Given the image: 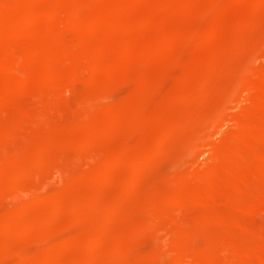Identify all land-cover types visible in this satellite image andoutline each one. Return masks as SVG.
I'll use <instances>...</instances> for the list:
<instances>
[{
  "label": "rangeland",
  "instance_id": "rangeland-1",
  "mask_svg": "<svg viewBox=\"0 0 264 264\" xmlns=\"http://www.w3.org/2000/svg\"><path fill=\"white\" fill-rule=\"evenodd\" d=\"M4 1L0 0V3L3 5H0L1 16H4V13L2 14L1 12V9L4 7L6 10L2 9V11L9 15V17L5 15L6 19L16 20L17 24L20 23L22 25L23 28L21 27V29L23 31H15L14 27L12 28L10 25V29H5V31H8L7 33L0 29V38L3 39L0 40V52L5 53H0V61L3 63L2 60H4L1 57L6 58L7 56V58H11V60L10 58L8 59L10 60L9 63L7 58L4 60L5 63L7 61V66L5 63L4 65L0 63V242L4 244V246L0 244V254L3 256L0 255V264H54L55 262L60 264L61 260L63 264H66L68 261L67 264H226V261L227 264H237L239 263L238 259H243L246 254L250 256L246 255L249 257V260L246 259V264H254L256 261L253 257L257 259V256H251L249 253L256 252L253 248L254 246L255 248H258V246L262 248L264 246V226L262 227L264 224V211L262 210L255 214L256 216L251 214V216L239 211L242 208L238 209L236 207L237 205L243 204L244 199H247L244 201L248 202L254 197H262L264 194V191H262L264 189V183L256 184V186L251 183V188L249 187L248 190L245 189L246 192L243 190L242 192L234 193L231 189L232 187L224 184V190L222 189L218 193V198L222 199H220L221 201L219 200L220 202H217L218 204H216L217 207H214L215 209L213 207L206 209L203 202L192 204L189 199L190 202L187 201L188 203L185 202L184 205L176 204L177 206L170 201L184 197L189 198V196L191 197L195 193L197 195L202 193L201 197H203V194H206L208 198L210 184H208L209 182H205L201 176L208 171L210 172V170L220 164L218 160H222V157L219 156L222 153V147H225L224 144L230 147L237 143L239 141L237 133L239 132L240 124L243 123L242 120L245 119L244 121H246L252 117L249 110L251 107V102H249L251 96L248 95V91V94L245 93V89L243 90L245 87L243 86L246 81L249 83L252 82L255 87L261 83L260 81L257 82V79L248 77L251 71L264 68V0H259V3H256L257 0H190L191 2L188 0H173L175 1V3L173 2L174 4L170 0L171 5H165L164 1L167 0H162L163 2L160 0H131V3H129V0H86L89 3L85 2V0H40L41 3L38 1L34 3L33 1L36 0H13L14 3L18 1V7L20 4V7L17 8L19 10L17 11L12 9L13 6H9L13 1L9 0V3L6 0L7 6ZM19 1L22 3H19ZM79 1H82V4ZM178 2L180 3L177 4ZM152 4L157 7L153 8ZM190 4L194 7L190 6ZM39 5L43 7L41 8ZM80 5L83 6L81 7ZM148 5L152 8L150 9ZM172 5L174 6L172 7ZM216 5L217 7L215 8ZM169 6L172 8L170 9ZM34 7L33 13L32 9ZM38 7L43 10L42 15L40 14L42 10ZM123 7L125 8L123 9L124 12H121ZM47 8L49 9L47 10ZM23 9L24 11L27 10V13ZM12 10L15 13H12ZM45 10L49 12L46 13ZM159 10L160 12L156 13ZM185 10H189L190 13H186ZM168 12L169 14H167ZM220 12L222 15L219 14ZM64 13L68 16L64 15ZM28 14L29 16L34 15V17L31 16V21L32 19L35 21H32V24L38 23L39 25L37 24L36 26V24H33V27L40 32L33 29L31 23L30 29L32 30L20 21ZM35 14L37 16L39 15V17ZM46 14L47 18H45ZM52 14L58 15L59 18L54 19ZM20 16L24 18L22 19ZM17 17L20 18L18 19ZM35 17H37L36 19L38 21ZM193 18L194 20H192ZM125 19L128 23H125ZM218 19L220 21L218 23L219 25L215 23L217 25L216 27L214 22ZM121 20L124 21L122 22ZM43 22L45 24H42ZM206 22L209 23L208 26ZM118 23L120 24L118 25ZM223 23L226 24L224 25ZM99 24H103L104 27L103 25L99 26ZM124 24L127 25L125 26ZM111 25L115 30H113ZM148 26L150 27L147 28ZM67 28L71 30L67 31ZM116 30L121 31L118 33ZM123 31L126 32L124 33ZM214 31L218 33L217 36H211ZM65 32H67L66 34L70 40H65L67 38ZM40 33L42 34L40 35ZM62 33H64L63 37H61ZM9 34L15 37H11ZM194 36L195 38L193 39ZM227 37L231 39L226 40ZM189 39L190 41H188ZM54 40L57 41L55 42ZM118 41L121 42L118 43ZM229 41L231 44H227ZM88 42L89 44H87ZM67 43L70 45L68 46ZM114 45L117 46L118 50ZM119 45H121L120 48ZM104 48L108 49V51ZM158 48L160 52L157 51ZM174 50L175 52H173ZM12 52L15 53L12 54ZM107 52H110V54ZM53 55H55V59ZM51 58L52 60H50ZM28 59L32 63L27 62ZM38 59H41L40 62ZM98 61L102 63L97 64ZM143 62L146 63L144 64ZM11 63H14V66ZM38 63H45L43 64L45 66L42 64L39 65ZM35 64L37 66L39 65L38 68ZM50 64H53V67ZM61 64L62 68L60 67ZM15 66L18 69H15ZM54 67L55 69H53ZM58 67L61 69V72ZM98 67L103 70L99 68L100 72H98L99 70H96ZM21 68L23 70L19 71ZM104 68L106 69L104 70ZM51 70L58 71L61 75L63 73L59 81L57 80L53 83L54 78L52 77L54 76H52ZM23 73L24 77H34V79L32 78L33 83L30 84L31 88L30 85L23 87L22 83L20 84L19 81H22L24 77L20 78L19 75L21 74L23 76ZM242 74H246L247 79ZM10 77L12 80H9ZM66 77L69 78L66 79ZM49 80L51 83H49ZM263 82L264 80L262 84ZM17 83L19 84L17 85ZM252 84L249 85L253 86ZM262 84L260 87H264ZM140 85L142 86L140 87ZM11 87L13 92L9 91ZM5 88H7V91ZM19 88H21V91ZM9 99L14 100L11 101ZM2 104L5 105L3 106ZM3 107L7 108L1 110ZM157 112L160 113L158 114ZM155 115L157 116L155 117ZM247 115L249 118H247ZM25 119L28 122L27 120L24 121ZM56 127L58 128L56 129ZM130 140L132 141L130 142ZM56 145L57 147H55ZM219 147H221V150ZM217 148L220 150V153L214 151ZM261 148L264 150V145ZM217 153H219L218 156ZM37 154L39 155L37 156ZM119 154L130 158V161L120 163L115 167L116 169L110 172L106 170V175H111L113 180L110 182L103 181L98 176V167L106 166L105 164H108L111 159ZM40 155L45 157L42 156V161L38 162L37 159ZM139 162L140 165L142 164L141 166ZM94 166L96 167L94 168ZM94 170L97 172L95 173ZM235 171L241 172L238 169H235ZM102 173H105V171ZM186 173L193 175L195 177L194 180L197 179L194 174L199 175V179L195 180L196 182L192 181L194 183H184L183 175H186ZM83 181L84 184H82ZM199 182H204V184ZM90 184L92 185L90 186ZM74 186L77 187L75 188ZM163 187L165 188L163 189ZM226 191L228 192L225 193ZM236 193L240 194L238 195ZM179 194L181 197L177 196ZM244 195H248V198ZM224 198L228 200L231 198L232 202L234 199L235 201H239H236L238 204H235L234 201L235 205L231 206V201L226 202L224 200L227 199ZM119 199L121 202H119ZM240 199H242V202ZM222 202H230L231 204L229 203V205L231 207L227 208L229 205H225ZM239 202L241 203L239 204ZM232 207L235 208L232 209ZM181 208L186 209L188 213L192 210L196 212L192 211L190 213L191 215L187 213V217L185 210ZM80 210L81 213L79 212ZM200 210L202 214H199ZM183 211L185 212L183 214L186 217L185 219L190 220L189 222L184 220L182 215ZM39 212L41 213L39 214ZM193 212L194 214L198 212L196 214L198 216L193 215ZM214 212H216V215L218 213L219 216H216ZM225 214L226 216H224ZM244 214H246L245 217ZM179 215L183 217V220L180 217H178L179 220L175 218V216L177 217ZM210 216H213L214 219ZM162 217H164L163 220ZM236 217H238L237 219L242 218L241 220L245 218L242 222L247 226L249 225L251 229L254 230L255 228L258 231L262 229V231L260 234H257L255 232L256 230H254V233L246 227H242V229L231 227ZM246 217H249V221H246ZM223 218L224 220L222 222L219 221ZM97 219H99V222ZM179 221L182 225L179 224ZM184 221L191 224L186 225ZM7 222L9 225L11 223L8 229L11 231L8 232L4 228V225H2ZM201 224L203 226H200ZM229 224L230 226H228ZM184 227L186 228L184 229ZM214 227L216 230H213ZM175 228L178 231H175ZM91 229L92 232H90ZM191 229L195 232L193 233ZM108 230L110 233L107 232ZM244 231L248 235H245ZM103 232L104 234H101ZM179 232H182V235H179ZM201 233L203 234L202 237L200 236ZM4 235L7 237H4ZM194 235L199 239L201 237V242L200 240H196L197 238ZM249 235L254 236V238H251ZM245 236H249L250 240H252L249 241V238ZM77 239L79 240L76 241ZM90 239H92L91 242L93 241L91 245L89 243ZM99 239L103 241V243L102 241L100 242L103 246L101 245L99 250H95L93 246L97 242L99 243ZM256 239L259 242L262 239V243L260 242L262 246ZM192 242H196L197 245L201 244V246L199 245L198 248L196 244L192 245ZM245 242H249V244L252 242L254 245L247 246ZM240 262L241 264H245V259Z\"/></svg>",
  "mask_w": 264,
  "mask_h": 264
},
{
  "label": "bare ground",
  "instance_id": "bare-ground-1",
  "mask_svg": "<svg viewBox=\"0 0 264 264\" xmlns=\"http://www.w3.org/2000/svg\"><path fill=\"white\" fill-rule=\"evenodd\" d=\"M11 1H13V0H11ZM14 1H16V0H14ZM14 1H13V3H10L9 2V0H8V2L10 3L9 4V6L11 7V6H13L12 7V9H14V11H17V10H19V9H17V8H19L20 7V2L21 1H19V7H18V5H17V2L16 3H14ZM40 2V0H36V1H33L34 3L35 2ZM42 1H45V0H42ZM46 1H48V0H46ZM84 1V0H83ZM109 1V0H108ZM115 1V0H114ZM118 1V0H117ZM116 1V2H117ZM131 0H129V3H131L130 2ZM150 1V0H149ZM161 2H163L162 0H160ZM170 0H167V1H164V3H165V5H171V2H169ZM176 1V0H175ZM175 1H173L172 0V4H174L175 3ZM178 1V0H177ZM188 1H190V0H188ZM214 1V0H213ZM6 2V3H5ZM25 2V1H24ZM23 2V3H24ZM31 2V1H30ZM33 2H32V5H33ZM78 2V1H77ZM79 2H81V4H82V1H79ZM85 2H87L86 0H85ZM84 2V3H85ZM113 2V1H112ZM111 2V3H112ZM115 2V3H116ZM120 2V1H119ZM118 2V3H119ZM123 2V1H122ZM127 2V1H126ZM145 2V1H144ZM174 2V3H173ZM191 2V1H190ZM253 2V1H252ZM4 3L6 4V6H7V1L5 0L4 1ZM22 3V2H21ZM41 3V2H40ZM45 3V2H44ZM44 3H42V4H44ZM87 3H89V2H87ZM121 3V2H120ZM128 3V4H129ZM136 3V2H135ZM146 3V2H145ZM149 3V2H148ZM154 3V2H153ZM163 3V4H164ZM180 2H178L177 4H179ZM210 3V2H209ZM214 3V2H213ZM256 3H259V0H257V2ZM12 4H14V5H12ZM25 4V3H24ZM29 4H31V3H29ZM38 4V3H37ZM41 4V5H42ZM78 4V3H77ZM113 4V3H112ZM155 4V3H154ZM158 4H159V2H158ZM162 4V3H161ZM176 4V5H177ZM193 4V3H192ZM208 4V3H207ZM216 4V3H215ZM0 5H2L1 3H0ZM41 5H39L41 8L43 7V6H41ZM121 5H123V4H121ZM132 5V4H131ZM151 5V4H150ZM156 5V4H155ZM175 5V6H176ZM3 6V5H2ZM27 6V5H26ZM30 6V5H29ZM37 6V5H36ZM35 6V7H36ZM46 6H48V5H46ZM45 6V7H46ZM81 6V5H80ZM83 6V5H82ZM81 6V7H82ZM116 6V5H115ZM115 6H114V8H115ZM118 6H119V4H118ZM128 6V5H127ZM133 6V5H132ZM149 6V5H148ZM152 6H153V4H152ZM163 6V5H162ZM161 6V7H162ZM174 5H172V7H173ZM179 6H181V5H179ZM186 6V5H185ZM190 6H193V5H191L190 4ZM208 6H210V5H208ZM230 6V5H229ZM254 6V5H253ZM35 7L32 9V11L35 9ZM67 7V6H66ZM69 7V6H68ZM134 7V6H133ZM147 7V6H146ZM150 7V9L152 8L151 6H149ZM155 7H157V6H153V8H155ZM172 7H170L169 6V8L171 9ZM177 7V6H176ZM194 7V6H193ZM193 7H191V8H193ZM200 7V6H199ZM198 7V8H199ZM217 7V5L215 6V8ZM1 8V7H0ZM9 8V7H8ZM7 8V9H8ZM23 8V7H22ZM29 8V7H28ZM27 8V10H29ZM39 8V7H38ZM41 8H39V9H41ZM106 8V7H105ZM110 8H111V6H110ZM180 8V7H179ZM212 8V7H211ZM215 8H214V11H215ZM224 8V7H223ZM2 9H4V7L2 8ZM2 9H1V12H2V14L4 15V16H1V13H0V18L2 19H0L1 21H0V29L1 30H4L5 31V29H10L9 28V25H10V27H14V30L15 31H20V30H22L21 29V27H22V25L20 24V23H16V20H10V19H6V17H5V15H7L8 17H9V15L8 14H5V12L4 11H2ZM11 9V8H10ZM10 9H9V11H10ZM37 9V8H36ZM49 8H47V10H48ZM67 9V8H66ZM100 9V8H99ZM103 9H104V7H103ZM116 9V8H115ZM123 9H125L124 7L122 8V10H121V12L123 11ZM129 9H131V8H129ZM147 9H148V7H147ZM163 9V8H162ZM165 9L167 10V8H166V6H165ZM164 9V10H165ZM196 9V8H195ZM202 9V8H201ZM218 9V8H217ZM217 9H216V11H217ZM230 9V8H229ZM4 10H6V8L4 9ZM27 10L26 11H24V9H23V11L24 12H26L27 13ZM42 10V9H41ZM47 10H45L46 11V13H48L49 11H47ZM71 10V9H70ZM69 10V11H70ZM75 10V9H74ZM83 10V9H82ZM117 10H118V8H117ZM157 10V9H156ZM181 10V9H180ZM192 10V9H191ZM199 11H200V9H198ZM219 10H220V8H219ZM13 10H12V13L14 12ZM79 12L81 11V10H78ZM109 11V10H108ZM126 11V10H125ZM149 12H150V10H148ZM155 11V10H154ZM179 11V10H178ZM182 11H183V9H182ZM182 11H181V13H182ZM186 11V13H190L189 12V10H185ZM184 11V12H185ZM196 11H197V9H196ZM202 11H203V9H202ZM29 12V11H28ZM37 12H39V11H37ZM36 12V13H37ZM42 12H43V10L41 11V15H42ZM67 12V11H66ZM82 12V11H81ZM120 12V13H121ZM124 12V11H123ZM132 12V11H131ZM158 12H160V10L159 11H157L156 13H158ZM171 12V11H170ZM175 12H176V10H175ZM183 12V13H184ZM192 12V11H191ZM218 12V11H217ZM216 12V14H218ZM223 12H225V11H223ZM243 12V11H242ZM6 13H7V11H6ZM15 13V12H14ZM30 13H32V12H30ZM33 13H34V11H33ZM115 13H117V12H115ZM119 13V14H120ZM127 13V12H126ZM146 13V12H145ZM151 13V12H150ZM200 13H202V12H200ZM137 14V13H136ZM161 14V13H160ZM167 14H169V12L167 13ZM171 14V13H170ZM176 14V13H175ZM174 14V15H175ZM195 14V13H194ZM219 14H221L222 15V13L220 12ZM20 15V14H19ZM24 15H26L25 13H24ZM36 15V14H35ZM53 15V14H52ZM64 15H66L65 13H64ZM63 15V16H64ZM123 15V14H122ZM121 15V16H122ZM153 15V14H152ZM158 15V14H157ZM166 15V14H165ZM201 15V14H200ZM199 15V16H200ZM21 16H23L22 14H21ZM20 16V17H21ZM31 16H33L34 17V15L32 14V15H30L29 16V14L27 15V16H25V18L23 19L22 17V19L23 20H20V21H22L23 23V25H24V23L27 25V26H29V29L32 27L33 29H35L33 26L36 24H32V21L33 22H35L34 21V19H32V21H31ZM37 16V15H36ZM62 16V17H63ZM66 16H68V15H66ZM125 16H126V14H125ZM124 16V17H125ZM132 16V15H131ZM154 16H156L155 14H154ZM154 16H153V20H154ZM161 16V15H160ZM159 16V17H160ZM172 16V15H171ZM188 16V15H187ZM186 16V17H187ZM244 16H245V14H244ZM3 17H5V18H3ZM19 17V18H20ZM37 17H39V15L37 16ZM37 17H35V19L37 18ZM41 17V16H40ZM48 17H50V16H48ZM54 19H57V18H59V16L58 15H53L52 16ZM61 17V18H62ZM100 17H102V16H100ZM150 17V16H149ZM197 17V16H196ZM201 17H202V15H201ZM221 17V16H220ZM228 17V16H227ZM230 17V16H229ZM241 17V16H240ZM246 17V16H245ZM13 18V17H12ZM18 18V17H17ZM18 18V19H19ZM44 18V17H43ZM45 18H47V14H46V17ZM167 18V17H166ZM171 18V17H170ZM188 18V17H187ZM191 18V17H190ZM216 18V17H215ZM214 18V19H215ZM14 19H15V16H14ZM67 19H69V18H67ZM100 19V18H99ZM107 19V18H106ZM124 19V18H123ZM137 19V18H136ZM156 19H158V18H156ZM175 19H177V18H175ZM185 19V18H184ZM211 19V18H210ZM244 19V18H243ZM37 20V19H36ZM63 20V19H62ZM61 20V21H62ZM64 20H66V19H64ZM130 20V19H129ZM132 20H133V18H132ZM151 20V19H150ZM159 20V19H158ZM167 21H168V19H166ZM179 20H182V19H179ZM192 20H194V18L192 19ZM213 20V19H212ZM222 20V19H221ZM38 21V20H37ZM40 21V20H39ZM44 21V20H43ZM106 21V20H105ZM122 22L124 21V20H121ZM127 20L125 19V23H128V22H126ZM134 21V20H133ZM136 21V20H135ZM145 21V20H144ZM196 21V20H195ZM219 19L218 20H216L215 22H214V24L216 23V24H218L219 23ZM12 22H14V23H12ZM46 22V21H45ZM63 22V21H62ZM65 22V21H64ZM68 22V21H67ZM152 22V21H151ZM155 22H156V20H155ZM158 23H159V21H157ZM185 22V21H184ZM197 22V21H196ZM224 22V21H223ZM30 23H31V27H30ZM115 23V22H114ZM113 23V24H114ZM145 23V22H144ZM146 23H148L147 21H146ZM163 23H164V21H163ZM175 23H176V21H175ZM183 23V22H182ZM13 24V25H12ZM21 26H20V25ZM38 24V23H37ZM37 24H36V26H37ZM42 24H45L44 22L42 23ZM46 24H47V26H48V23L46 22ZM120 23H118V25H119ZM122 24V23H121ZM132 24H134V23H132ZM149 24H150V22H149ZM148 24V25H149ZM198 24V23H197ZM200 24H201V22H200ZM206 24H207V26H208V24L209 23H207L206 22ZM212 24V23H211ZM215 24V26L217 27V25ZM221 24V23H220ZM224 24V23H223ZM226 24V23H225ZM224 24V25H225ZM39 25V24H38ZM71 25V24H70ZM101 25H103V24H99V26H101ZM116 25V24H115ZM125 26L127 25V24H124ZM135 25V24H134ZM179 25V24H178ZM187 25V24H186ZM185 25V27H187ZM219 25V24H218ZM19 26H20V29H19ZM26 26V27H27ZM60 26V25H59ZM62 26V25H61ZM64 26V25H63ZM98 26V25H97ZM112 26V25H111ZM117 26V25H116ZM123 26V25H122ZM146 26H147V24H146ZM212 26H214V25H212ZM230 26V25H229ZM8 27V28H7ZM39 27H41V26H39ZM49 27V26H48ZM47 27V28H48ZM65 27V26H64ZM103 27H104V25H103ZM134 27V26H133ZM150 26H148L147 28H149ZM184 27V26H183ZM199 27V26H198ZM23 28V27H22ZM36 28H38V27H36ZM112 28H113V26H112ZM116 28V27H115ZM117 28H119V27H117ZM123 28L125 29V27L123 26ZM127 28H128V26H127ZM197 28V27H196ZM243 28L245 29V27L243 26ZM41 29V28H40ZM44 29V28H43ZM60 29H61V27H60ZM62 29H64L63 27H62ZM66 29V28H65ZM153 29V28H152ZM230 29V28H229ZM237 29V28H236ZM243 29V30H244ZM1 30H0V32H1ZM28 30V29H27ZM30 30H32V29H30ZM36 30V29H35ZM71 30V29H70ZM70 30H68V28H67V31H70ZM113 30H115L114 28H113ZM118 30V29H117ZM116 30V31H117ZM189 30V29H188ZM228 30V29H227ZM233 30V29H232ZM10 31V30H9ZM23 31V30H22ZM37 31V30H36ZM39 31V30H38ZM37 31V32H38ZM46 31V30H45ZM44 31V33H46ZM49 31V30H48ZM121 31V30H120ZM120 31H117L118 33L120 32ZM127 31V30H126ZM125 31V32H126ZM137 31H138V29H137ZM147 31V30H146ZM176 31V30H175ZM184 31V30H183ZM187 31V30H186ZM199 31H201V32H203L202 30H199ZM219 31V30H218ZM231 31V30H230ZM6 33L8 32V31H5ZM4 32V33H5ZM33 32V31H32ZM40 32V31H39ZM91 32V31H90ZM107 32V31H106ZM124 32V31H123ZM122 32V33H123ZM124 32V33H125ZM131 32V31H130ZM228 32H229V30H228ZM239 32V31H238ZM5 33V34H6ZM18 33V32H17ZM21 33V32H20ZM67 32H65V36H67V38H65V40L66 39H69L70 40V38H68V35L66 34ZM122 33H121V35H122ZM123 33V34H124ZM129 33V32H128ZM153 33V32H152ZM169 33V32H168ZM187 33H189V32H187ZM205 33V32H204ZM1 34V33H0ZM2 34H3V32H2ZM42 33H40V35H41ZM69 34V33H68ZM170 34V33H169ZM191 34V33H190ZM228 34V33H227ZM229 34H230V32H229ZM8 35V34H7ZM10 35V34H9ZM13 35V34H12ZM26 35V34H25ZM28 35H30V34H28ZM39 35V36H40ZM59 35V34H58ZM60 35H61V33H60ZM60 35H59V37H60ZM70 35V34H69ZM127 35V34H126ZM170 35H172V34H170ZM180 35V34H179ZM185 35V34H184ZM206 35V34H205ZM218 35V33L217 32H213V34L211 35V36H217ZM11 36V35H10ZM14 36V35H13ZM13 36H11V37H13ZM27 36V35H26ZM64 36V33H62V36L61 37H63ZM118 36H119V34H118ZM169 36V35H168ZM200 36V35H199ZM220 36V35H219ZM2 37H3V35H2ZM15 37V36H14ZM21 37V36H20ZM19 37V38H20ZM30 38H31V36H29ZM28 37V38H29ZM53 37H55V36H53ZM57 37V36H56ZM120 37V36H119ZM127 37V36H126ZM155 37V36H154ZM184 37V36H183ZM182 37V38H183ZM188 37H190V36H188ZM198 37V36H197ZM203 37H204V35H203ZM207 37V36H206ZM236 37H238V36H236ZM4 38V37H3ZM9 38V37H8ZM17 38V37H16ZM28 38H26V39H28ZM41 38H44V37H41ZM97 38H98V36H97ZM100 38V37H99ZM113 38V37H112ZM128 38H129V36H128ZM176 38V37H175ZM195 38V36L193 37V39ZM200 38H201V36H200ZM219 38V37H218ZM226 38V37H225ZM230 38V37H229ZM228 37H227V39L226 40H228L229 39ZM23 39V38H22ZM37 39V38H36ZM57 39V38H56ZM61 39H63V38H61ZM94 39V38H93ZM123 39V38H122ZM207 39V38H206ZM213 39V38H212ZM231 39V38H230ZM236 39V38H235ZM0 40H3V39H1L0 38ZM7 40V39H6ZM64 40V39H63ZM64 40V41H65ZM101 40V39H100ZM113 40H115V39H113ZM144 40V39H143ZM153 40V39H152ZM171 40H172V37H171ZM183 40V39H182ZM204 40V39H203ZM217 40V39H216ZM237 40V39H236ZM15 41H17V40H15ZM27 41V40H26ZM48 41V40H47ZM55 42L57 41V40H54ZM72 41V40H71ZM98 41V40H97ZM122 41V40H121ZM120 41V42H121ZM162 41H164V40H162ZM188 41H190V39L188 40ZM193 41V40H192ZM197 41V40H196ZM195 41V42H196ZM205 41V40H204ZM35 42V41H34ZM68 43H70L69 41H67ZM93 42V41H92ZM91 42V43H92ZM99 42V41H98ZM108 42H110V41H108ZM115 42V41H114ZM119 41H118V43H120ZM147 42V41H146ZM150 42V41H149ZM159 42H161V41H159ZM159 42H157V43H159ZM205 42H207V41H205ZM211 42H212V40H211ZM20 43H22V42H20ZM26 43V42H25ZM31 43H32V40H31ZM30 43V44H31ZM41 43V42H40ZM47 43V42H46ZM65 43H66V41H65ZM67 43V44H68ZM72 43V42H71ZM101 43H103L102 41H101ZM113 43V42H112ZM117 43V44H118ZM134 43V42H133ZM148 43V42H147ZM173 43V42H172ZM217 43V42H216ZM231 44L230 43V41L229 42H227V44ZM1 44H2V42H1ZM14 44H16V42H14ZM27 44V43H26ZM29 44V45H30ZM33 44V43H32ZM58 44V43H57ZM56 44V45H57ZM87 44H89V42L87 43ZM98 44V43H97ZM122 44V43H121ZM146 44V43H145ZM153 44V43H152ZM220 44V43H219ZM233 44V43H232ZM4 45H5V43H4ZM7 45V44H6ZM70 44H68V46H69ZM94 45H95V43H94ZM137 45V44H136ZM156 45V44H155ZM173 45V44H172ZM187 45V44H186ZM8 46V45H7ZM12 46V45H11ZM19 46V45H18ZM23 46V45H22ZM26 46V45H25ZM27 46H28V44H27ZM45 46V45H44ZM47 46V45H46ZM51 46V45H50ZM55 46V45H54ZM66 46V45H65ZM77 46V45H76ZM85 46V45H84ZM114 46H116V45H114ZM120 46L121 45H119V48H120ZM161 46V45H160ZM165 46V45H164ZM163 46V47H164ZM170 46H171V44H170ZM176 46V45H175ZM195 46V45H194ZM2 47V46H1ZM3 47H5V46H3ZM16 47V46H15ZM58 47V46H57ZM75 47V46H74ZM83 47V46H82ZM127 47V46H126ZM129 47V46H128ZM178 47V46H177ZM193 47V46H192ZM215 47H217V46H215ZM222 47V46H221ZM14 48V47H13ZM18 48V47H17ZM21 48V47H20ZM86 48V47H85ZM92 48V47H91ZM96 48V47H95ZM94 48V49H95ZM100 48V47H99ZM102 48V47H101ZM114 48V47H113ZM161 48H162V46H161ZM181 48V47H180ZM179 48V49H180ZM199 48H200V44H199ZM214 48V47H213ZM24 49V48H23ZM88 49V48H87ZM105 49V48H104ZM116 49H117V46H116ZM140 49V48H139ZM138 49V50H139ZM153 49H156V48H153ZM171 49V48H170ZM178 49V48H177ZM176 49V50H177ZM2 50V49H1ZM29 50V49H28ZM32 50H34V48H32ZM32 50H30V51H32ZM41 50V49H40ZM70 50V49H69ZM82 50H84V49H82ZM105 50H107L108 51V49H105ZM118 50V49H117ZM150 50V49H149ZM173 50V49H172ZM193 50V49H192ZM5 51H7V50H5ZM15 51H16V49H15ZM22 51V50H21ZM116 51V50H115ZM114 51V52H115ZM119 51H121V49H119ZM125 51V50H124ZM156 51V50H155ZM157 51H159V48L157 49ZM163 51V50H162ZM166 51V50H165ZM164 51V52H165ZM2 52V51H1ZM0 52V53H1ZM17 52V51H16ZM26 52V51H25ZM34 52V51H33ZM32 52V53H33ZM83 52V51H82ZM85 52V51H84ZM90 52V51H89ZM110 52H112V51H110ZM110 52H107V53H109L110 54ZM141 52V51H140ZM143 52V51H142ZM160 52V51H159ZM168 52V51H167ZM173 52H175V50L173 51ZM178 52V51H177ZM3 54H5L4 52H2ZM1 53V54H2ZM13 53H15V52H12V54ZM18 54H19V52H17ZM16 53V54H17ZM28 53V52H27ZM39 53H41V52H39ZM47 53V52H46ZM59 53H61V52H59ZM95 53V52H94ZM116 53V52H115ZM123 53V52H122ZM157 53V52H156ZM155 53V54H156ZM200 53H202V52H200ZM205 53V52H204ZM212 53V52H211ZM225 53V52H224ZM9 54H11V53H9ZM30 55H32L31 53H29ZM55 54V53H54ZM62 54V53H61ZM125 54V53H124ZM195 54V53H194ZM194 54H193V56H194ZM7 55V54H6ZM37 55V54H36ZM42 55V54H41ZM40 55V56H41ZM44 55V54H43ZM47 55H48V53H47ZM59 55V54H58ZM58 55H56V56H58ZM99 55V54H98ZM105 55V54H104ZM117 55V54H116ZM158 55V54H157ZM174 55H175V53H174ZM199 55V54H198ZM207 55V54H206ZM210 55V54H209ZM257 55V54H256ZM1 56H3V55H1ZM23 56H24V54H23ZM27 56V55H26ZM33 56H34V54H33ZM54 56V59H55V55H53ZM82 56V55H81ZM124 56V55H123ZM138 56V55H137ZM146 56V55H145ZM153 56H154V54H153ZM161 56V55H160ZM217 56V55H216ZM219 56V55H218ZM259 56V55H258ZM25 57V56H24ZM28 57V56H27ZM32 57V56H31ZM63 57V56H62ZM94 57H96V56H94ZM100 57H101V55H100ZM112 57V56H111ZM114 57V56H113ZM143 57V56H142ZM159 57V56H158ZM208 57V56H207ZM255 57V56H254ZM6 58H7V56H6ZM6 58L4 57V58H2L1 57V59H4V60H6ZM10 58V57H9ZM9 58H7V60L9 59ZM18 58V57H17ZM30 58V57H29ZM41 58V57H40ZM66 59H67V57H65ZM64 58V59H65ZM92 58H93V56H92ZM97 58V57H96ZM137 58V57H136ZM135 58V59H136ZM141 58V57H140ZM146 58V57H145ZM168 58V57H167ZM169 58H170V55H169ZM211 58V57H210ZM34 60H35V58H33ZM54 59H53V61H54ZM59 59V58H58ZM63 59V60H64ZM65 59V60H66ZM101 59V58H100ZM117 59V58H116ZM119 59V58H118ZM143 59V58H142ZM155 59V58H154ZM165 59V58H164ZM171 59V58H170ZM195 59V58H194ZM220 59V58H219ZM4 60H2L3 61V63H1V61H0V63L1 64H3L4 65V63H5V61ZM10 60H11V58H10ZM10 60H8V63L10 62ZM12 60H14V59H12ZM26 60V59H25ZM24 60V61H25ZM39 60V59H38ZM41 60V59H40ZM40 60H39V62H40ZM48 60V59H47ZM50 60H52V58L50 59ZM60 60V59H59ZM93 60H94V58H93ZM92 60V61H93ZM167 60V59H166ZM176 60V59H175ZM46 61V60H45ZM61 61V60H60ZM147 61V60H146ZM172 61V60H171ZM174 61V60H173ZM196 61V60H195ZM195 61H193V62H195ZM23 62V61H22ZM27 62H31L32 63V61L31 60H29L28 59V61ZM38 62V61H37ZM43 62H44V59H43ZM52 62V61H51ZM50 62V63H51ZM58 62V61H57ZM69 62H71V61H69ZM68 62V63H69ZM86 62H87V60H86ZM100 61H98V63L97 64H101V63H99ZM105 62V61H104ZM135 62H137V61H135ZM149 62V61H148ZM148 62H147V64H148ZM162 62V61H161ZM6 63H7V61H6ZM6 63H5V65H6ZM15 63V62H14ZM14 63L12 64L11 63V65H13L14 66ZM47 63V62H46ZM60 63V62H59ZM73 63V62H72ZM138 63H139V61H138ZM144 63V62H143ZM146 63V62H145ZM144 63V64H145ZM172 63V62H171ZM174 63V62H173ZM199 63H201V62H199ZM18 64V63H17ZM34 64V63H33ZM39 64V63H38ZM40 64H45V63H40ZM39 64V65H40ZM63 64V63H62ZM62 64L60 65V67L62 66ZM104 64V63H103ZM102 64V65H103ZM107 64V63H106ZM133 64V63H132ZM146 64V65H147ZM170 64V63H169ZM179 64V63H178ZM203 64V63H202ZM36 66H37V64H35ZM38 65V66H39ZM48 65H49V63H48ZM47 65V66H48ZM51 65V67H53L52 65L53 64H50ZM55 65V64H54ZM56 65H57V63H56ZM70 65V64H69ZM76 65V64H75ZM79 65H81V64H79ZM88 65V64H87ZM167 65V64H166ZM1 66V65H0ZM7 66V65H6ZM5 66V67H6ZM19 66V65H18ZM31 66V65H30ZM38 66H37V68H38ZM43 66H45V65H43ZM46 66V67H47ZM85 66H86V63H85ZM92 66V65H91ZM95 66H97V65H95ZM99 66V65H98ZM106 67H107V65H105ZM105 66H103V67H105ZM148 66V65H147ZM153 66H155L154 64H153ZM181 66V65H180ZM197 66V65H196ZM20 67V66H19ZM23 67H25V66H23ZM28 67V66H27ZM79 67V66H78ZM81 67V66H80ZM84 67V66H83ZM102 67V68H103ZM191 67V66H190ZM4 68V67H3ZM14 68V67H13ZM17 67L15 66V69H16ZM59 68V67H58ZM62 68V67H61ZM82 68V67H81ZM91 68V67H90ZM99 68L100 67H98L96 70H99ZM153 68V67H152ZM163 68V67H162ZM181 68V67H180ZM216 68V67H215ZM8 69V68H7ZM18 69V68H17ZM33 69V68H32ZM43 69V68H42ZM44 69H45V67H44ZM43 69V70H44ZM51 69V68H50ZM49 69V70H50ZM53 69H55V67L53 68ZM60 69V68H59ZM58 69V70H59ZM86 69H88L87 67H86ZM101 69V68H100ZM106 68H104V70H105ZM109 69V68H108ZM151 69V68H150ZM192 69H194V68H192ZM209 69V68H208ZM8 70H10V69H8ZM23 69L21 68V70H19V71H22ZM62 70H64V69H62ZM90 70V69H89ZM93 70H94V68H93ZM101 70H103V69H101ZM204 70V69H203ZM6 71V70H5ZM4 71V72H5ZM16 71H18V70H16ZM145 71V70H144ZM147 71V70H146ZM180 71V70H179ZM7 72V71H6ZM12 72V71H11ZM42 72V71H41ZM40 72V73H41ZM46 72V71H45ZM60 72H61V69H60ZM72 72V71H71ZM92 72V71H91ZM98 72H100V70L98 71ZM97 72V73H98ZM195 72H196V70H195ZM19 73V72H18ZM25 73V72H24ZM24 73H23V76H21V74L19 75V77L20 78H23L24 77ZM44 73V72H43ZM47 73V72H46ZM65 73V72H64ZM69 73H70V71H69ZM96 73V74H97ZM102 73V72H101ZM107 73H109V72H107ZM193 73H194V71H193ZM245 73V72H244ZM12 74H14V75H16L17 74V72H16V74L15 73H12ZM27 74H29V73H27ZM51 74H52V76H54V77H52V78H54V80H53V83L54 82H56L57 80L59 81L60 80V77L63 75V73H62V75H61V73H58V71H55V70H51ZM75 74V73H74ZM94 74V73H93ZM95 74V75H96ZM103 75H104V73H102ZM144 74V73H143ZM190 74V73H189ZM18 75V74H17ZM78 75V74H77ZM94 75V76H95ZM97 75H99V74H97ZM106 75V74H105ZM109 75H110V73H109ZM109 75H108V78H109ZM191 75V74H190ZM243 75V74H242ZM242 75H240L241 77H242ZM246 75V74H245ZM245 75H243V76H245ZM1 76H4V75H1ZM5 76H7V75H5ZM10 76V75H9ZM12 76V75H11ZM32 76V75H31ZM46 76H48V75H46ZM80 76V75H79ZM196 76H197V74H196ZM247 76V75H246ZM246 76H245V78H246ZM14 77V76H13ZM17 77V76H16ZM74 77V76H73ZM82 77V76H81ZM93 77V76H92ZM253 78V79H257V82L258 81H260L261 83L257 86V87H255L254 86V84H252V82H245L244 84V86L243 87H245V88H243V90L245 91V93H247L248 94V92H249V94L248 95H250L251 96V98H250V101L249 102H251V107L249 108V110H250V112H251V114H252V117H250L249 118V116L247 115V118H249V119H252V120H246V121H244V120H242V122L243 123H241L240 124V128H239V132L236 134L238 137V139H239V141H237L235 138V140L237 141V143H235L234 145H232V146H228L227 144H224L225 145V147L223 148L222 147V153L220 154V156L219 157H222V160H221V162H220V160H218L219 161V163L220 164H218L215 168H213L212 170H210V172L208 171L206 174H204V175H202L201 177L205 180V182H209L208 184H210V188H209V196H208V198L206 197V194H203V197H204V195H205V197L203 198V197H201V194L202 193H200V194H196L195 192V195H192V194H194V193H192L191 195V197L189 196V198H178V199H174V201H170L171 203H175V205L176 204H182V205H184V203L186 202V203H188L187 201H191L192 202V204H196V203H199V202H203V204H204V206H205V208L207 209V208H214L215 206H216V204H218L217 202L220 200V199H222V198H218V193L223 189L224 190V184H228V186L229 187H232L231 189L233 190V193L234 192H242L243 190L245 191V189H247L248 190V188L250 187V185H251V183L253 184V185H255L256 186V184H262V183H264V150L261 148V146L262 145H264V87H260L261 86V84H262V81L264 80V68H260V69H256V70H253V71H251L250 72V74H249V77L248 78ZM6 78V77H5ZM32 78L34 79V77L32 76ZM32 78L31 77H24V79L22 80V81H19L20 82V84L22 83V85H23V87H27L28 85H30L31 83H33L32 82ZM48 78H50V77H48ZM59 78V79H58ZM65 78V77H64ZM69 77H66V79H68ZM80 78V77H79ZM104 78H105V76H104ZM107 78V79H108ZM179 78V77H178ZM243 78V77H242ZM244 78V80H246ZM7 79V78H6ZM15 79V78H14ZM13 79V80H14ZM18 79V78H17ZM16 79V80H17ZM45 79V78H44ZM185 79V78H184ZM9 80H12L11 79V77H10V79ZM61 80H62V78H61ZM73 80H74V78H73ZM77 80V79H76ZM142 80V79H141ZM149 80V79H148ZM243 80V79H242ZM262 80V81H261ZM2 81V80H1ZM35 81V80H34ZM79 81V80H78ZM150 81V80H149ZM4 82V81H3ZM6 82V81H5ZM16 82V81H15ZM15 82H13V83H15ZM63 82V81H62ZM61 82V83H62ZM65 82H67L66 80H65ZM64 82V83H65ZM139 82V81H138ZM142 82V81H141ZM143 82H144V80H143ZM142 82V83H143ZM146 82H147V80H146ZM184 82V81H183ZM47 83H48V80H47ZM49 83H51L50 82V80H49ZM69 83V82H68ZM256 83V82H255ZM1 84V83H0ZM5 84V83H4ZM19 83H17V85H18ZM36 84H37V82H36ZM36 84H35V86H36ZM139 84H140V82H139ZM147 84V83H146ZM238 84H240V83H238ZM238 84H237V86H238ZM252 84L253 86H250V85ZM258 84V83H257ZM7 85V84H6ZM52 85V84H51ZM143 85H145V84H143ZM149 85H150V82H149ZM264 85V82H263V84H262V86ZM3 86H5V85H3ZM2 86V87H3ZM142 85H140V87H141ZM0 87H1V85H0ZM6 87V86H5ZM20 87V86H19ZM8 88V87H7ZM7 88H5L6 89V91H7ZM30 88H31V85H30ZM49 88V87H48ZM150 88H152V87H150ZM233 88V87H232ZM1 89V88H0ZM15 89H18V88H15ZM21 88H19V90H20ZM237 89V88H236ZM242 89V88H241ZM226 90V89H225ZM231 90H233V89H231ZM230 90V91H231ZM5 91V90H4ZM9 91H11V92H13L12 91V87H11V89H9ZM21 91V90H20ZM19 91V92H20ZM141 91H142V89H141ZM229 91V92H230ZM248 91V92H247ZM15 92V91H14ZM40 92H41V90H40ZM145 92V91H144ZM188 92V91H187ZM142 93V92H141ZM231 93V92H230ZM9 94V93H8ZM12 94H14V93H12ZM18 94V93H17ZM25 94V93H24ZM16 95V94H15ZM36 95V94H35ZM183 95V94H182ZM2 96V95H1ZM11 96V95H10ZM141 96V95H140ZM228 96V95H227ZM249 96V97H250ZM147 97V96H146ZM188 97V96H187ZM229 97V96H228ZM11 98V97H10ZM4 100H5V98H4ZM9 100H11V101H13L12 99H9ZM7 101V100H6ZM6 101H4V103H6ZM186 101V100H185ZM2 102V101H1ZM9 102V101H8ZM178 102V101H177ZM10 103V102H9ZM9 103H7V105H9ZM3 106L5 105V104H2ZM141 107V106H140ZM1 108V107H0ZM5 108H7V107H5ZM4 107H3V109H1V110H4L5 109ZM158 111V110H157ZM161 112V111H160ZM159 112V113H160ZM246 112V111H245ZM244 112V113H245ZM141 113H143V112H141ZM154 113V112H153ZM152 113V114H153ZM158 113V112H157ZM158 113V114H159ZM149 114V113H148ZM164 114V113H163ZM215 114V113H214ZM248 114H249V112H248ZM169 115V114H168ZM170 115H171V113H170ZM39 116V115H38ZM89 116V115H88ZM157 115H155V117H156ZM159 116V115H158ZM166 116H167V114H166ZM245 116H246V114H245ZM85 117V116H84ZM145 117V116H144ZM163 117V116H162ZM24 118H26V117H24ZM39 118V117H38ZM90 118V117H89ZM28 119V118H27ZM27 119H25L24 121H26ZM86 119H87V117H86ZM145 119V118H144ZM161 119V118H160ZM169 119H170V116H169ZM201 119V118H200ZM243 119V118H242ZM52 120V119H51ZM153 120V119H152ZM2 121V120H1ZM4 121V120H3ZM38 121V120H37ZM56 121V120H55ZM166 121V120H165ZM27 122H28V120H27ZM164 122V121H163ZM3 123V122H2ZM25 123V122H24ZM56 123V122H55ZM90 123H92V122H90ZM144 123V122H143ZM150 123H151V120H150ZM167 123V122H166ZM130 124V123H129ZM161 124V123H160ZM211 124V123H210ZM53 125H54V123H53ZM86 125V124H85ZM143 125V124H142ZM156 125V124H155ZM163 125V124H162ZM51 126V125H50ZM164 126V125H163ZM167 126V125H166ZM238 126V125H237ZM55 128V127H54ZM58 127H56V129H57ZM121 128V127H120ZM148 128V127H147ZM151 128V127H150ZM162 129H163V127H161ZM55 129V130H56ZM96 130V129H95ZM201 130V129H200ZM90 131V130H89ZM121 131V130H120ZM146 131V130H145ZM50 132V131H49ZM49 132H47V133H49ZM52 132H53V130H52ZM51 132V133H52ZM56 132V131H55ZM43 134V133H42ZM42 134H41V136H42ZM55 135H56V133H54ZM92 134V133H91ZM145 134V133H144ZM169 134V133H168ZM201 134V133H200ZM199 134V135H200ZM58 135V134H57ZM147 135V134H146ZM196 135V134H195ZM36 136V135H35ZM127 136V135H126ZM125 136V137H126ZM232 136H234V135H232ZM52 137H54V136H52ZM143 137V136H142ZM165 137V136H164ZM41 138V137H40ZM49 138V137H48ZM51 138V137H50ZM150 138V137H149ZM34 139V138H33ZM35 139H37V138H35ZM39 139V138H38ZM93 139V138H92ZM94 140V139H93ZM148 140V139H147ZM150 140V139H149ZM92 141V140H91ZM132 140H130V142H131ZM234 141V140H233ZM34 142V141H33ZM39 142V141H38ZM151 142H153V141H151ZM48 143H49V140H48ZM52 143V142H51ZM58 143V142H57ZM225 143V142H224ZM230 143V142H229ZM91 144V143H90ZM33 145H35V144H33ZM36 145H37V143H36ZM46 145V144H45ZM93 145V144H92ZM148 145V144H147ZM152 145V144H151ZM224 145H221V146H224ZM32 146V145H31ZM90 146V145H89ZM132 146V145H131ZM162 146V145H161ZM55 147H57V145L55 146ZM139 148V147H138ZM216 148V147H215ZM221 147H219V149H220ZM135 149V148H134ZM218 148L217 149H214V151H218L219 153H220V150H219ZM53 150V149H52ZM136 150V149H135ZM140 150V149H139ZM37 151V150H36ZM49 151V150H48ZM34 152V151H33ZM44 152V151H43ZM46 152V151H45ZM142 153V152H141ZM219 153H217V156L219 155ZM46 154H48V153H46ZM140 154V153H139ZM215 154H216V152H215ZM39 154H37V156H38ZM26 156V155H25ZM36 156V157H37ZM41 156V157H40ZM39 157H38V159H37V161L38 162H41L42 161V156L43 155H40ZM48 156V155H47ZM51 156V155H50ZM16 157H18V156H16ZM43 157H45V156H43ZM104 157V156H103ZM111 158H113V157H111ZM141 158V157H140ZM16 159V158H15ZM27 160H28V158H26ZM143 159V158H142ZM145 159V158H144ZM133 160V159H132ZM20 161V160H19ZM21 161H23V160H21ZM114 161V162H113ZM129 162L130 161V158H128V157H126V156H123V155H118V156H115L113 159H111V161L108 163V164H105L106 166H101V165H99V166H101V167H98L99 168V171H98V176L103 180V181H106V182H110V181H112L113 180V177L111 176V175H106L107 173V171L109 170V172L111 171V170H113V169H116L115 167L117 166V165H119L120 163H122V162ZM17 162H18V160H17ZM37 162V163H38ZM10 163V162H9ZM20 163V162H19ZM26 163V162H25ZM50 163H52L51 161H50ZM142 163V162H141ZM148 163V162H147ZM135 164V163H134ZM253 164H255V165H253ZM20 165V164H19ZM34 165V164H33ZM103 165V164H102ZM139 165H140V162H139ZM142 165V164H141ZM140 165V166H141ZM4 166V165H3ZM13 166H15V165H13ZM18 166V165H17ZM34 166H36V165H34ZM96 166H94V168H95ZM4 168V167H3ZM39 168H41V167H39ZM93 168V169H94ZM97 168V169H98ZM17 169V168H16ZM235 169H238V170H241V172L239 171V172H236L235 171ZM33 170V169H32ZM35 170V169H34ZM107 170V171H106ZM105 171V173H102V172H104ZM94 172H95V170H94ZM97 172V171H96ZM95 172V173H96ZM3 173V172H2ZM21 173V172H20ZM91 173V172H90ZM25 174V173H24ZM27 174V173H26ZM179 175V174H178ZM195 176H196V178L197 179H195V180H198L199 178H198V176L196 175V174H194ZM93 176H94V174H93ZM95 176H97V175H95ZM97 176V177H98ZM133 176V175H132ZM137 176V175H136ZM184 177H183V180H185V182L184 183H194V182H192V181H195L194 180V178L195 177H193V175H190V174H187L186 173V175H183ZM4 177V176H3ZM96 177V178H97ZM200 177V179H202ZM83 179V178H82ZM99 179V178H98ZM5 180V179H4ZM6 180H8V179H6ZM97 180V179H96ZM121 180V179H120ZM179 181H180V179H179ZM196 182V181H195ZM1 183V182H0ZM126 183V182H125ZM184 183H183V185H184ZM199 183H202V182H199ZM82 184H84V181H83V183ZM169 184V183H168ZM170 184H172V183H170ZM180 184V183H179ZM178 184V185H179ZM202 184H204V182L202 183ZM77 185V184H76ZM86 185V184H85ZM92 184H90V186H91ZM126 185V184H125ZM124 185V186H125ZM174 185V184H173ZM201 185V184H200ZM206 185V184H205ZM264 185V184H263ZM165 186H167V185H165ZM169 186V185H168ZM180 186H182V185H180ZM189 186H192V185H189ZM75 188L77 187V186H74ZM171 187V186H170ZM177 187H179V186H177ZM183 187V186H182ZM187 187H188V185H187ZM198 187V186H197ZM264 187V186H263ZM79 188V187H78ZM126 188V187H125ZM165 187H163V189H164ZM167 188V187H166ZM172 188V187H171ZM181 188V187H180ZM251 188V187H250ZM258 188V187H257ZM260 188V187H259ZM74 189V188H73ZM170 189V188H169ZM189 189V188H188ZM230 189V190H231ZM255 189H256V187H255ZM3 190V189H2ZM84 190V189H83ZM166 190V189H165ZM226 190V189H225ZM250 190V189H249ZM76 191V190H75ZM124 191V190H123ZM131 191V190H130ZM255 191V190H254ZM262 191H264V189H262ZM81 192V191H80ZM85 192V191H84ZM193 192V191H192ZM200 192V191H199ZM228 191H226L225 193H227ZM246 192V191H245ZM252 192V191H251ZM79 193V192H78ZM123 193V192H122ZM121 193V194H122ZM127 193V192H126ZM171 193V192H170ZM180 193H181V191H180ZM223 193V192H222ZM254 193H256V192H254ZM257 193H259V191H257ZM256 193V194H257ZM80 194H82V193H80ZM129 194V193H128ZM159 194H161V193H159ZM168 194V193H167ZM230 194V193H229ZM232 194V193H231ZM236 194H238V193H236ZM240 194V193H239ZM238 194V195H239ZM260 194V193H259ZM259 194H257V195H259ZM154 195V194H153ZM165 195V194H164ZM169 195V194H168ZM224 195V194H223ZM235 195V194H234ZM254 195V194H253ZM264 195V194H263ZM262 195V197L260 196H258L259 198H255L254 196H252V197H254V198H250L251 199V201H248V202H245L244 200H243V204H240L242 201V199H240V201L241 202H239V204L240 205H237V207L236 208H242V209H239V211H241L242 213H246V214H249V215H255V214H257V213H259V212H261L262 210L264 211V196ZM83 196V195H82ZM121 196H124V195H121ZM177 196H180V194L179 195H177ZM222 196V195H221ZM245 197H247L248 198V195L246 196V195H244ZM181 197V196H180ZM225 197V196H224ZM233 197V196H232ZM241 197V196H240ZM244 197V198H245ZM99 198V197H98ZM101 199H103L102 197H100ZM157 198V197H156ZM169 199H171L170 197H168ZM235 198H236V196H235ZM40 199V198H39ZM63 199V198H62ZM97 199V198H96ZM96 199H95V201H96ZM121 199V198H120ZM120 199H119V202H121L120 201ZM189 199V200H188ZM224 199H227V198H224ZM238 199V198H237ZM72 200H73V198H72ZM93 200V199H92ZM130 200V199H129ZM153 200V199H152ZM152 200H151V202H152ZM158 200V199H157ZM100 201H103V200H100ZM123 201V200H122ZM125 201V200H124ZM159 201V200H158ZM189 201V202H190ZM221 201V200H220ZM219 201V202H220ZM224 201H231V203L230 202H228V203H225V202H222V203H225V205L227 204V205H229V203L231 204V206H234L235 204H238V203H236V201L238 202L239 200H236L235 201V199H234V201H235V204H234V201L232 202V200H231V198H230V200H224ZM80 202V201H79ZM105 202V201H104ZM153 202H155V201H153ZM166 202V201H165ZM41 203V202H40ZM158 203H160V202H158ZM75 204V203H74ZM86 204V203H85ZM101 204V203H100ZM103 204V203H102ZM120 204V203H119ZM118 204V205H119ZM127 204H129V203H127ZM189 204H191V203H189ZM61 205V204H60ZM165 205V204H164ZM186 205V204H185ZM222 205V204H221ZM76 206V205H75ZM91 206V205H90ZM101 206H103V205H101ZM177 206V205H176ZM223 206V205H222ZM230 205L229 206H227V208L229 207H231ZM78 207V206H77ZM83 207V206H82ZM124 207H126V206H124ZM173 207V206H172ZM175 207V206H174ZM186 207H187V205H186ZM193 207H194V205H193ZM193 207H192V209H193ZM217 207V206H216ZM234 207V208H235ZM85 208H86V206H85ZM110 208V207H109ZM116 208V207H115ZM189 208V207H188ZM187 208V209H188ZM203 208V207H202ZM233 207H232V209H234ZM122 209V208H121ZM152 209V208H151ZM182 209V208H181ZM204 209V208H203ZM215 209V208H214ZM226 209V208H225ZM82 210V209H81ZM81 210L79 211L80 213H81ZM84 210V209H83ZM93 210V209H92ZM120 210V209H119ZM156 210H158V209H156ZM160 210V209H159ZM165 210V209H164ZM170 210V209H169ZM171 210H173V209H171ZM182 210H185V212L183 211V213H182V215L185 213L186 215H187V213H188V211H186V209H182ZM181 210V211H182ZM190 210V209H189ZM213 210V209H212ZM218 210V209H217ZM229 210V209H228ZM237 210V209H236ZM146 211V210H145ZM151 211V210H150ZM191 211V210H190ZM192 211H194V212H196L195 210H192ZM191 211V212H192ZM93 212V211H92ZM171 212V211H170ZM191 212H189L188 214L189 215H191L190 213ZM194 212H193V215H196V214H194ZM212 212V211H211ZM210 212V214H212ZM217 212V211H216ZM216 212H214L215 213V215H216ZM227 212H229V211H227ZM240 212V213H241ZM41 212H39V214H40ZM117 213V212H116ZM176 213V212H175ZM181 213H180V215H181ZM233 213V212H232ZM77 214H78V212H77ZM150 214V213H149ZM154 214V213H153ZM156 214V213H155ZM199 214H202L201 213V210H200V213ZM205 214V213H204ZM208 214V213H207ZM224 214V213H223ZM235 214V213H234ZM246 214H244V217L246 216ZM28 215V214H27ZM37 215H38V213H37ZM81 215H84V214H81ZM110 215V214H109ZM180 215L179 216H175V218H178V217H180ZM217 215H218V213H217ZM216 215V216H217ZM251 215V216H252ZM34 216V215H33ZM80 216V215H79ZM91 216V215H90ZM95 216V215H94ZM105 216V215H104ZM185 215H183V217H184ZM196 216H198V215H196ZM214 216V215H213ZM213 216H210V217H213ZM219 216V215H218ZM224 216H226V214L224 215ZM250 216V217H251ZM256 216V215H255ZM4 217H5V215H4ZM155 217V216H154ZM166 217V216H165ZM183 217H180V219L181 220H183L182 218ZM187 217H188V215H187ZM223 217V216H222ZM242 217V216H241ZM243 217V218H244ZM36 218V217H35ZM157 218V217H156ZM163 218L164 217H162V220H163ZM186 217H184V220H187V219H185ZM192 218V217H191ZM220 218V217H219ZM228 218V217H227ZM232 218H234V216H232ZM238 217H236V219L232 222L233 224L231 225V227H235V228H237V229H242V227H246L247 229H251L250 227H249V225L247 226L246 224H244L242 221H244L245 220V218H244V220H241V219H237ZM247 218V217H246ZM249 218V217H248ZM248 218H247V220L246 221H249L248 220ZM7 219V218H6ZM11 219V218H10ZM29 219H30V217H29ZM28 219V220H29ZM92 219H94V218H92ZM103 219H105V218H103ZM161 219V218H160ZM166 219V218H165ZM193 219V218H192ZM213 219H214V217H213ZM251 219H253V218H251ZM250 219V220H251ZM4 220V219H3ZM12 220V219H11ZM96 220V219H95ZM99 219H97V221H98ZM101 220V219H100ZM178 220H179V218H178ZM178 220H175V221H178ZM199 220V219H198ZM204 220V219H203ZM224 220V218L222 219V220H219V221H223ZM233 220V219H232ZM1 221H2V219H1ZM6 221V220H5ZM30 221V220H29ZM114 221V220H113ZM188 221V220H187ZM190 221V220H189ZM188 221V222H189ZM193 221V220H192ZM201 221V220H200ZM200 221H198V222H200ZM216 221H217V219H216ZM10 222V221H9ZM99 222V221H98ZM186 221H184V223H185ZM188 222H186L185 224L187 225L188 224ZM194 222V221H193ZM196 222V221H195ZM15 223V222H14ZM103 223H105V222H103ZM174 223V222H173ZM214 223V222H213ZM13 224V223H12ZM17 224V223H16ZM91 224H92V222H91ZM175 224V223H174ZM179 224H181L182 225V223L179 221ZM189 224H191V223H189ZM188 224V225H189ZM202 224H204V223H202ZM200 225V226H203V225ZM221 224V223H220ZM224 224V223H223ZM228 224V223H227ZM248 224V223H247ZM255 224H256V222H255ZM2 225H4V228L5 229H7V232L8 231H11V230H8L9 228H10V226H11V223H10V225L8 224V222L7 223H4V224H2ZM19 225V224H18ZM176 225V224H175ZM193 225V224H192ZM92 226V225H91ZM177 226V225H176ZM193 226H196V225H193ZM199 226V227H200ZM217 226V225H216ZM228 226H230V224L228 225ZM257 226V225H256ZM264 226V224L262 225V227ZM3 227V226H2ZM12 227H13V225H12ZM11 227V228H12ZM44 227V226H43ZM106 227V226H105ZM105 227H104V229H105ZM181 227V226H180ZM190 227H191V225H190ZM189 227V228H190ZM198 227V228H199ZM259 227H260V225H259ZM14 228H16V227H14ZM42 228V227H41ZM109 228V227H108ZM178 228V227H177ZM186 227H184V229H185ZM197 228V227H196ZM204 228V227H203ZM208 228V227H207ZM224 228V227H223ZM229 228V227H228ZM261 228V227H260ZM13 229V228H12ZM47 229V228H46ZM93 229V228H92ZM92 229L90 230V232H92ZM182 230H183V228H181ZM194 229V228H193ZM193 229H191V230H193ZM215 229V227L213 228V230ZM246 229V230H247ZM43 230V229H42ZM106 230V229H105ZM173 230V229H172ZM178 231V229H176L175 228V231ZM180 230V229H179ZM190 230V229H189ZM200 230V229H199ZM206 230V229H205ZM204 230V231H205ZM216 230V229H215ZM227 230V229H226ZM233 230H236V229H233ZM232 230V231H233ZM253 232H254V230H256L255 228H254V230L253 229H251ZM264 230V229H263ZM15 231V230H14ZM14 231H13V233H14ZM103 231V230H102ZM101 231V232H102ZM181 231V230H180ZM200 231H202V230H200ZM200 231H199V233H200ZM251 231V232H252ZM261 231H262V229H261ZM261 231H258V229L255 231V232H257V234H260V232ZM43 232H44V230H43ZM97 232V231H96ZM100 232V231H99ZM107 232H109V230L107 231ZM195 231L193 230V233H194ZM213 232V231H212ZM221 232V231H220ZM223 232H224V230H223ZM242 232H243V230H242ZM254 232V233H255ZM45 233V232H44ZM110 233V232H109ZM173 233V232H172ZM182 233V232H181ZM180 232H179V235L181 234ZM185 233V232H184ZM203 233H205V232H203ZM232 233H234V232H232ZM244 233H245V231H244ZM97 234H99V233H97ZM101 234H104V232L103 233H101ZM106 234V233H105ZM197 234V233H196ZM195 234V235H196ZM202 234V233H201ZM200 234V236L202 237L203 236V234L201 235ZM225 234V233H224ZM238 234V233H237ZM236 234V235H237ZM253 234V233H252ZM264 234V233H263ZM89 235V234H88ZM107 235V234H106ZM182 235V234H181ZM194 235V237L195 238H197L196 236ZM243 235V234H242ZM245 235H248V234H246L245 233ZM3 236V235H2ZM9 236H10V234H9ZM91 236V235H90ZM93 236V235H92ZM100 236V235H99ZM176 236V235H175ZM249 236H251V235H249ZM249 236H247L248 238H249ZM262 236V235H261ZM260 236V237H261ZM4 237H7V236H5L4 235ZM85 238H86V236H84ZM98 237V236H97ZM186 237V236H185ZM201 237H200V239L199 238H197L196 240H200V242H201ZM221 237V236H220ZM236 237V236H235ZM241 237V236H240ZM244 237V236H243ZM242 237V238H243ZM246 237V236H245ZM246 237V238H247ZM85 238H84V240H85ZM88 238H90V237H88ZM106 238H110V237H106ZM193 238V237H192ZM195 238H194V241H195ZM208 238V237H207ZM251 238H254V236L252 237L251 236ZM258 238V237H257ZM93 239H94V236H93ZM97 239V238H96ZM95 239V240H96ZM102 239H104L103 237H102ZM177 239H178V237H177ZM205 239V238H204ZM232 239V238H231ZM237 239H238V237H237ZM258 239H260V238H258ZM258 239H256V240H258ZM3 240H4V242H5V239L3 238ZM10 240V239H9ZM79 239H77L76 241H78ZM91 240L92 239H90V245H91V243H93V241L91 242ZM105 240V239H104ZM192 240V239H191ZM190 240V241H191ZM214 240V239H213ZM252 240V239H251ZM250 240V238H249V241H251ZM262 240V239H261ZM261 240H260V242H261ZM1 241V240H0ZM86 241H88L87 239H86ZM102 240H100L99 239V243L97 242V244H95L93 247H94V249L95 250H99L100 249V247H101V245L103 246V244H101L100 242H101ZM178 241V240H177ZM182 241H184L183 239H182ZM187 241H188V239H187ZM186 241V242H187ZM190 241H189V243H190ZM197 241V242H198ZM232 241V240H231ZM185 242V241H184ZM237 242V241H236ZM258 242H259V240H258ZM260 242H259V244H260ZM2 242H0V244H1ZM88 243V244H89ZM102 243H103V241H102ZM107 243V242H106ZM208 243V242H207ZM209 243H210V240H209ZM229 243V242H228ZM241 243V242H240ZM252 243V242H251ZM249 244V242H245V245H247V246H252V245H254V243H252V244ZM262 243V242H261ZM264 243V242H263ZM6 244V243H5ZM188 244V243H187ZM192 245L193 244H196V246L198 247L199 245L201 246V244H199V245H197V243L195 242H192L191 243ZM226 244V243H225ZM1 245H3L4 246V244H1ZM65 245V244H64ZM105 245V244H104ZM205 245V244H204ZM243 245H244V243H243ZM242 245V246H243ZM261 245V244H260ZM2 246V247H3ZM6 246V245H5ZM70 246V245H69ZM181 246H182V244H181ZM262 246V245H261ZM71 247V246H70ZM194 247V246H193ZM208 247V246H207ZM206 247V248H207ZM237 247V246H236ZM240 247V246H239ZM64 248V247H63ZM85 248V247H84ZM195 248V247H194ZM199 248V247H198ZM201 248V247H200ZM235 248V247H234ZM254 248V250H256V252H251V253H249L251 256H257V259H258V262H257V259H256V257L254 258L253 257V259H255V263H254V261H253V263L254 264H264V246L262 247V248H260L259 246H258V248H255V246L253 247ZM6 249V248H5ZM66 249V248H65ZM64 249V250H65ZM69 249V248H68ZM72 249V248H71ZM92 249V248H91ZM102 250H103V248H101ZM104 249H106L105 247H104ZM184 249H186V248H184ZM193 249V248H192ZM196 249V248H195ZM70 250V249H69ZM73 250V249H72ZM78 250V249H77ZM102 250H101V252H102ZM189 250V249H188ZM187 250V251H188ZM252 250V249H251ZM4 251V250H3ZM6 251H7V249H6ZM74 251H75V248H74ZM116 251H118V250H116ZM196 251V250H195ZM216 251V250H215ZM248 251V250H247ZM253 251V250H252ZM1 252V251H0ZM65 252V251H64ZM197 252V251H196ZM227 252V251H226ZM235 252H239V251H235ZM249 252V251H248ZM4 253V252H3ZM58 253V252H57ZM99 253V252H98ZM189 253V252H188ZM198 253V252H197ZM5 254V253H4ZM44 254V253H43ZM116 254V253H115ZM193 254V253H192ZM200 254V253H199ZM245 254V253H244ZM1 255V254H0ZM63 255V254H62ZM105 255V254H104ZM118 255V254H117ZM247 256H249L248 254H246ZM245 255V256H246ZM2 256V255H1ZM43 256V255H42ZM237 256V255H236ZM238 256H240V254H238ZM243 257V259H245V264H246V259H248L249 257ZM3 257V256H2ZM68 257V256H67ZM115 257V256H114ZM234 257V256H233ZM229 258V257H228ZM110 259V258H109ZM234 259V258H233ZM243 259H238L239 261V263H237V264H241V260H243ZM251 259H252V257H251ZM249 260V259H248ZM247 260V261H248ZM24 261V260H23ZM43 261V260H42ZM64 262H65V260H63ZM75 261V260H74ZM236 261V260H235ZM49 262V261H48ZM53 262V261H52ZM60 262V261H59ZM61 262H62V260H61ZM61 262H60V264H61ZM69 262V261H68ZM67 262V263H68ZM71 262V261H70ZM110 262H111V260H110ZM109 262V263H110ZM33 263V262H32ZM56 264L58 263V262H55ZM54 263V264H55ZM66 263V264H67ZM205 263V262H204ZM213 263V262H212ZM242 263H243V261H242ZM62 264H63V262H62ZM70 264V263H69ZM226 264H227V261H226ZM236 264V263H235ZM249 264V263H248Z\"/></svg>",
  "mask_w": 264,
  "mask_h": 264
}]
</instances>
